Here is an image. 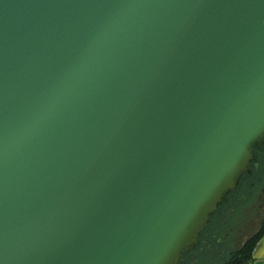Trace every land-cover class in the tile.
<instances>
[{
    "label": "water",
    "instance_id": "water-1",
    "mask_svg": "<svg viewBox=\"0 0 264 264\" xmlns=\"http://www.w3.org/2000/svg\"><path fill=\"white\" fill-rule=\"evenodd\" d=\"M264 151V0H0V264H179Z\"/></svg>",
    "mask_w": 264,
    "mask_h": 264
},
{
    "label": "flooded vegetation",
    "instance_id": "flooded-vegetation-1",
    "mask_svg": "<svg viewBox=\"0 0 264 264\" xmlns=\"http://www.w3.org/2000/svg\"><path fill=\"white\" fill-rule=\"evenodd\" d=\"M255 159L237 187L224 196L202 229L197 242L179 264H228L229 256L243 249L264 223V151ZM228 256V257H227Z\"/></svg>",
    "mask_w": 264,
    "mask_h": 264
},
{
    "label": "trees",
    "instance_id": "trees-1",
    "mask_svg": "<svg viewBox=\"0 0 264 264\" xmlns=\"http://www.w3.org/2000/svg\"><path fill=\"white\" fill-rule=\"evenodd\" d=\"M263 232L264 223L256 236H253L249 243L243 247V249H240L239 251H236L232 254V257H230V261L228 264H245L246 262H248L249 264V260L251 258V250L258 239L257 237L260 236Z\"/></svg>",
    "mask_w": 264,
    "mask_h": 264
},
{
    "label": "crops",
    "instance_id": "crops-1",
    "mask_svg": "<svg viewBox=\"0 0 264 264\" xmlns=\"http://www.w3.org/2000/svg\"><path fill=\"white\" fill-rule=\"evenodd\" d=\"M257 238L251 250L249 264H264V232Z\"/></svg>",
    "mask_w": 264,
    "mask_h": 264
},
{
    "label": "rangeland",
    "instance_id": "rangeland-1",
    "mask_svg": "<svg viewBox=\"0 0 264 264\" xmlns=\"http://www.w3.org/2000/svg\"><path fill=\"white\" fill-rule=\"evenodd\" d=\"M227 257H228V256H227ZM230 257H232V255L229 256V259H230ZM245 264H248V262H246Z\"/></svg>",
    "mask_w": 264,
    "mask_h": 264
}]
</instances>
